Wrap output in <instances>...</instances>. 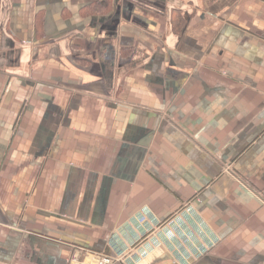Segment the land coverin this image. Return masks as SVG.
Returning <instances> with one entry per match:
<instances>
[{
    "label": "crops",
    "instance_id": "obj_1",
    "mask_svg": "<svg viewBox=\"0 0 264 264\" xmlns=\"http://www.w3.org/2000/svg\"><path fill=\"white\" fill-rule=\"evenodd\" d=\"M264 264V0H0V264Z\"/></svg>",
    "mask_w": 264,
    "mask_h": 264
},
{
    "label": "built area",
    "instance_id": "obj_2",
    "mask_svg": "<svg viewBox=\"0 0 264 264\" xmlns=\"http://www.w3.org/2000/svg\"><path fill=\"white\" fill-rule=\"evenodd\" d=\"M72 263L73 264H86V263H79L76 259ZM98 264H111V260L108 258H104L100 260Z\"/></svg>",
    "mask_w": 264,
    "mask_h": 264
},
{
    "label": "rangeland",
    "instance_id": "obj_3",
    "mask_svg": "<svg viewBox=\"0 0 264 264\" xmlns=\"http://www.w3.org/2000/svg\"><path fill=\"white\" fill-rule=\"evenodd\" d=\"M75 260V259H74ZM74 260H72L71 262H73ZM82 263H84L83 261H82ZM87 264V263H86Z\"/></svg>",
    "mask_w": 264,
    "mask_h": 264
}]
</instances>
